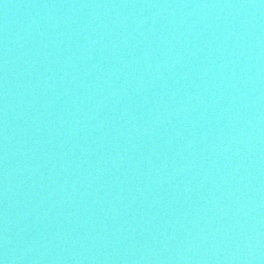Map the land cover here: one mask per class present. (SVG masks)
Returning a JSON list of instances; mask_svg holds the SVG:
<instances>
[{
	"label": "water",
	"instance_id": "obj_1",
	"mask_svg": "<svg viewBox=\"0 0 264 264\" xmlns=\"http://www.w3.org/2000/svg\"><path fill=\"white\" fill-rule=\"evenodd\" d=\"M0 264H264V0H0Z\"/></svg>",
	"mask_w": 264,
	"mask_h": 264
}]
</instances>
